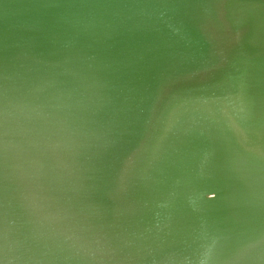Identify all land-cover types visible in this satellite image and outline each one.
Masks as SVG:
<instances>
[{
	"label": "water",
	"instance_id": "obj_1",
	"mask_svg": "<svg viewBox=\"0 0 264 264\" xmlns=\"http://www.w3.org/2000/svg\"><path fill=\"white\" fill-rule=\"evenodd\" d=\"M0 264H264V0H0Z\"/></svg>",
	"mask_w": 264,
	"mask_h": 264
}]
</instances>
